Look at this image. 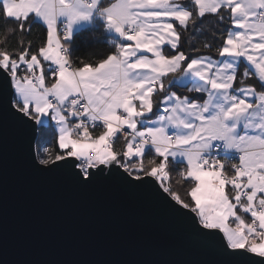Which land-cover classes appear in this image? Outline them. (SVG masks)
Masks as SVG:
<instances>
[{"label":"snow or ice","instance_id":"snow-or-ice-1","mask_svg":"<svg viewBox=\"0 0 264 264\" xmlns=\"http://www.w3.org/2000/svg\"><path fill=\"white\" fill-rule=\"evenodd\" d=\"M209 17L220 43L203 47L215 59L189 39ZM0 20L21 37L0 48V114L33 136L52 132L59 149L44 148L37 171L81 189L158 181L222 264H264V0H0ZM36 25L46 39L32 51L22 37ZM85 30L109 37L94 63L72 59Z\"/></svg>","mask_w":264,"mask_h":264},{"label":"water","instance_id":"water-1","mask_svg":"<svg viewBox=\"0 0 264 264\" xmlns=\"http://www.w3.org/2000/svg\"><path fill=\"white\" fill-rule=\"evenodd\" d=\"M3 101L0 92V105ZM37 136L38 131L33 136L0 114V264H222L225 260L215 243L196 231L198 218L193 227L195 214L173 211V206L181 205L163 192L158 181L140 189L114 181L81 189L55 171H37L31 164L38 161Z\"/></svg>","mask_w":264,"mask_h":264},{"label":"trees","instance_id":"trees-1","mask_svg":"<svg viewBox=\"0 0 264 264\" xmlns=\"http://www.w3.org/2000/svg\"><path fill=\"white\" fill-rule=\"evenodd\" d=\"M213 18L209 17L205 20V35H199L196 32L192 31L189 34V39H191L192 45L198 49L199 51L195 54L199 55H211L213 58H218L215 52V48L212 50L206 49L203 47L204 42H210L219 44L218 40H214L211 31H215V27L210 22ZM15 27L14 23L8 22L5 24L3 20H0V48L7 47V50L12 51L19 47L17 41L21 39V37L17 35H13L7 31L8 28ZM223 28V25H220ZM219 35V34H217ZM25 41L31 40L33 42L32 51H35L39 46L43 44L46 39V29L41 27L40 25H36L30 35H24L22 37ZM109 37L104 35L101 32L94 31V30H85L80 32L78 35L75 36V44L73 45L72 50V59L74 62L78 60H83L85 63L92 62L94 63L97 60L104 58L108 52L110 51V46L107 43ZM185 50L186 52L188 49H181ZM166 54H175V51H168L166 50ZM77 66H79L77 64ZM48 75V74H47ZM52 82V78L48 75V84ZM247 83H251L256 85L259 90L258 82L255 78L250 79ZM99 131L96 130L95 134ZM124 144V140L117 144V147H121ZM44 148L50 149L53 155L56 154L58 149V145L55 142V137L52 132H44L43 130L38 131V136L36 140V154L38 159L42 157ZM38 153L40 154L38 156ZM151 154L146 155L145 160L147 162L148 159H151ZM159 162V161H158ZM172 166L170 165V168ZM181 168L183 165L180 166ZM179 177L176 174V170L172 171V184L173 188L176 192L184 198L186 201L188 197L186 195L188 188L190 185L186 181H182L181 183L177 184L176 180ZM247 218V217H246Z\"/></svg>","mask_w":264,"mask_h":264},{"label":"crops","instance_id":"crops-1","mask_svg":"<svg viewBox=\"0 0 264 264\" xmlns=\"http://www.w3.org/2000/svg\"><path fill=\"white\" fill-rule=\"evenodd\" d=\"M215 59V58H214ZM45 67H47V66H45ZM46 84H48V75H47V71H46ZM54 123V122H53ZM101 131V129H99V131H97V133L96 134H99V132Z\"/></svg>","mask_w":264,"mask_h":264}]
</instances>
